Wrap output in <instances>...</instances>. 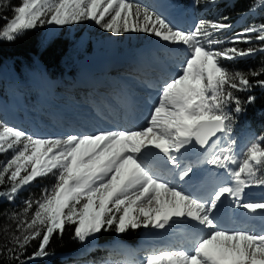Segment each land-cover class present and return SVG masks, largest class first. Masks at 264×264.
<instances>
[{
    "label": "snow or ice",
    "instance_id": "obj_1",
    "mask_svg": "<svg viewBox=\"0 0 264 264\" xmlns=\"http://www.w3.org/2000/svg\"><path fill=\"white\" fill-rule=\"evenodd\" d=\"M201 3L211 8L217 0H194ZM4 8L12 15L0 11V41L12 42L38 26L91 21L114 37L144 34L182 47L184 54L174 72L148 84L155 95L141 113L142 123L129 119L94 132L40 137L0 122V155L11 153L0 161V198L11 204L34 181L54 177L39 196L25 199L22 209L6 213L15 231L0 245V257L9 264H33L53 255L48 251L53 237L68 231L85 246L80 255H87L99 247L102 232L120 237L129 230L177 226L191 229L186 242L148 252L139 264H264V227L227 228L219 216L227 201L264 221V198L245 199V189L264 188V133L239 152L231 138L236 116L245 111L235 93L264 89L259 79L264 67L244 72L222 63L264 52V23L236 31L220 16L200 18L183 30L138 0H20L17 5L0 0ZM260 8L264 0L249 12ZM254 41L257 47L236 46ZM121 92L124 107L133 108L127 87ZM255 99L249 95L246 102ZM114 114L97 112L102 120ZM203 165L218 170L210 182L201 179ZM33 241L38 246L28 254ZM87 264L120 262L106 255Z\"/></svg>",
    "mask_w": 264,
    "mask_h": 264
},
{
    "label": "rangeland",
    "instance_id": "obj_2",
    "mask_svg": "<svg viewBox=\"0 0 264 264\" xmlns=\"http://www.w3.org/2000/svg\"><path fill=\"white\" fill-rule=\"evenodd\" d=\"M19 2L20 0H10L11 5H17ZM138 2L150 8H155L157 11H160L161 13L166 15L168 19V16H174L173 13H177L173 11L169 12V10L176 9L177 6L178 9H180V11L176 14V18H179L177 20H180L183 13V15L185 16L184 18H186V24L188 25V27H180V21L178 25L175 20H171V18L169 20L174 26L179 27L183 30L189 29L201 17L199 16L196 4H194V0H138ZM5 3H8V0H6ZM170 3L175 4L176 6L170 5ZM11 15L9 17H11ZM31 30L33 32H36V34L40 37L42 43L44 44L48 43L53 39H58L60 42L71 43L72 48L76 49L75 51H77L79 48H81L80 51H82L87 46L89 47L88 49H90L88 51L90 53L87 56L84 57V53H82L83 58H79V60H77V62L79 61L78 67L81 70L80 72H77L74 75V80L77 81L75 87H78H73V89L71 88L68 93H64L63 91L58 89L59 85H64V82H62L63 78L58 77L54 81L47 77L43 79L40 77L39 74H36V76L33 77V82H35L38 86H41L42 89H39V92L37 93L35 98V104L32 108H25L26 111H23L22 107L16 99L13 98L6 100L5 98L0 97V122L8 126H13L18 129H22L30 134L40 137H56L72 132H94L97 128L108 127V125L104 121L98 122V119L96 117L86 119V122L83 123V126L86 127V131H83V129L82 131H76L73 129V125L71 129L63 130L62 128L56 127V130H52L51 132H45L43 131V129H46L47 131V128L42 125L43 122L41 120H43V114L40 110V108L44 107V104H46V102H44L45 99H51L57 94H64L66 96L68 94L74 97L77 94L83 93L82 91L84 90V87L82 85V82L78 84L81 79L86 81V84L84 86L92 85L94 83L89 80L99 81L97 80V78H101L100 81L107 82V84L108 82L113 81L112 85H110V87H108L107 89L108 93L110 92L109 90L114 87V83H116V85H119L117 80L123 79L127 83L125 85L127 89L133 92V94H136L137 98H141L142 102H140L139 104L144 106L146 105L145 102L148 101L149 97L155 95V91L148 87L149 82H157L159 80V77L162 76L160 74L164 73L163 76H165L174 72L176 65L181 62L184 54L182 47L175 48L166 45L163 42L158 41L155 37L144 34H131L125 35L123 37H114L106 33L105 31H102L97 25H95L91 21H85L83 23L73 24L64 27H59L55 25H45L43 27L38 26ZM103 65H107L105 67V71L102 68ZM96 71H99L100 73H106L108 74V76L102 78L96 74ZM114 76L118 77V79L115 80ZM13 78H16L15 75H13ZM45 81L47 85H45ZM16 88L18 91L20 90V87ZM93 88L94 87H85V90H91ZM79 89L80 92L78 93ZM99 89H101L100 91L103 93V96L105 98L107 96V91H102V88L100 87ZM85 95H87L88 101L91 97H93V95ZM103 96H100V98H96V109L97 107H100L98 106V102L101 101L102 103V100H104ZM58 98L61 99L62 97ZM147 107L148 105L145 106L144 109L147 110ZM93 110L91 109L90 112H84L82 114L94 115L95 112ZM99 110H102V107ZM55 111H57V113L59 112L58 110ZM109 111L110 110L108 109V111L104 112ZM132 116V114L128 115L127 119H130ZM98 118L99 120H102L100 117ZM77 119L80 121H78L77 126H74L75 128H78V126L80 125V123L83 122L85 117L77 116ZM124 120L125 119L123 118L122 122L118 124H124L126 121ZM257 136L259 135L254 134L251 129L241 127L240 125H233V132L231 138L236 141L237 152H239L241 149H245L247 146H250L251 143L255 142V137ZM261 143L262 145H264V142ZM10 156V152L0 155L1 161L6 160ZM206 166L208 165L201 166V169L199 170L200 174L203 172V169L207 168ZM205 170H207L209 175V177L207 176L208 181L213 179L212 173L218 171L214 168H211L210 166H208V168ZM204 172L206 173V171ZM53 183L54 177L52 176L40 178L34 181L29 186L23 188L22 192L18 194L16 200L13 203L18 202L19 205H21L22 209L24 206L23 201L26 198H28L29 196H39L42 188L50 186ZM261 198H264V188L251 187L245 189V199L259 200ZM225 208V212L230 213V216L227 215V213H223L222 216H220L221 225L227 228H237L233 225V223V226L229 225L230 218L231 216L238 215L241 212L244 213L245 210H234L230 208L226 203ZM241 219H245L244 214H242ZM251 219L252 218L250 217L247 218L248 221H251ZM232 220L235 221L234 219ZM254 221H257V219H255ZM259 224L263 226L262 222H260ZM189 230L191 229L187 227L177 226H171L165 230L140 228L138 230L133 231L132 234L135 237L134 244L137 245L140 241H164V238L169 236L170 233L172 235L173 232H177L176 234H178V232L182 233L184 231L187 232ZM116 241H118L119 243L116 244V246L114 247H110V245H113V243ZM120 242L128 244L133 243L131 241L121 239H115L111 243L96 242L99 247H97L95 251L88 253L87 255H78L72 258L62 255L59 257V260H62L64 262L63 264H87L88 260H91L93 258L104 257L107 255L110 256L111 260L120 262V264H139V261L146 254L143 253V250L148 251L151 249V247H149V249H145L144 247L143 250H140L137 247L138 249L136 252V249L131 248V255H123L120 252Z\"/></svg>",
    "mask_w": 264,
    "mask_h": 264
},
{
    "label": "trees",
    "instance_id": "obj_3",
    "mask_svg": "<svg viewBox=\"0 0 264 264\" xmlns=\"http://www.w3.org/2000/svg\"><path fill=\"white\" fill-rule=\"evenodd\" d=\"M5 2L6 0H4ZM254 3H258V0H217L214 7L209 8L201 3L197 8L200 18L215 19L220 16H227L226 22L232 23L234 30L238 31L251 24L264 23V8L258 9L256 13L249 12L250 6ZM0 11L4 16L9 17L11 15L9 8ZM3 23L4 21L0 20V24ZM236 46L239 48L257 47L258 42L254 41L252 45L238 44ZM88 48L87 46L82 51H80L81 48L75 51L76 49L72 48L71 43L60 42L58 39H53L44 44L36 32L32 30L23 32L12 42L0 41V97L6 100L14 98L21 107L32 108L39 89H42L41 86L33 82V77L36 74H39L43 79L47 77L54 81L58 77L63 78L64 85H59L58 89L68 93L71 88L73 89L74 75L81 70L77 60L83 58L82 53H84V57L90 53ZM222 63L231 70L247 72L249 69H259L264 67V52L242 60L223 61ZM96 74L102 78L108 76L99 71H96ZM13 75L16 78H13ZM259 79H264V76L259 77ZM45 85H47L46 81ZM16 87H20V90L18 91ZM235 94L240 97L245 111L236 116L234 124L251 129L256 135L264 133V89L257 87L251 92H237ZM249 95L256 97L251 104L246 102ZM20 209L21 205L18 202L10 204L6 198H0V245H4L8 234L15 231V224L7 218L6 213ZM6 228L8 232L5 231ZM132 232L129 230L120 237H116L114 232H102L96 238V242L111 243L115 239L135 242ZM91 244L92 241H89L88 246ZM37 246L38 241H33L28 247L27 253L30 254ZM84 247V245L74 241L70 231H68L62 238L53 237L48 247V251L54 253L53 255L36 260L33 264H63L64 262L59 260L60 256L65 255L69 258L78 256ZM0 261L2 264H9L3 257H0ZM12 264L15 262L13 261Z\"/></svg>",
    "mask_w": 264,
    "mask_h": 264
},
{
    "label": "bare ground",
    "instance_id": "obj_4",
    "mask_svg": "<svg viewBox=\"0 0 264 264\" xmlns=\"http://www.w3.org/2000/svg\"><path fill=\"white\" fill-rule=\"evenodd\" d=\"M170 5L176 6L175 4H171V3H170ZM159 10H160V7H159ZM171 11L178 13L180 11V9H178V7L176 6V9H170L169 10V12H171ZM177 13H173L174 16H172V15L168 16L169 19L171 18V20H175V22H177L178 25H179V21H180V24H181L180 27H182V26L188 27V25L186 24V18H184L185 16L183 15V13L181 12L182 17L180 18L179 21L177 20L179 18H176ZM106 66L107 65H105V66L103 65L102 68L105 70ZM160 75H162L161 77H163L164 73L160 74ZM161 77H159V79ZM114 78H115V80L118 79V77H116V76H114ZM100 79L101 78H97V80H99V81L89 80V81H92L94 83L92 85H87V86H84L86 84V81H84L83 79H81L80 82L78 81L79 82L78 84H80L82 82L84 90L81 89V90H83L82 91L83 93H81V94L76 93L77 95H75L74 97L70 96L68 94H67V96L64 94L63 95L57 94L51 99H48V98L45 99V101H44V102H46V104H44L45 106L41 107L42 109L40 108L41 113L43 114V120H41L43 122L42 125H44L47 128V131H46V129H43V131L51 132L52 130H56V127L62 128L63 130L71 129V127L73 125L77 126L78 121H80L77 119V116H80V117L84 116L85 119L83 120L82 123H80L78 128L77 127L75 128L73 126V129L76 131H82V129H83V131H86V127L83 126V123L86 122V119H91V118H96V117L98 119V122L104 121L108 126H110V125L116 126V125H118V123L122 122L123 118L126 121H128L129 119H127V116L132 114V115L139 117V119L137 121L138 123H142L143 122V116L141 113L146 111L144 109V107L148 105L147 102H145L146 105H144V106L140 105L139 103L142 102V99L137 98L136 94H133V92L128 90V92L133 96L134 100L136 101V104L131 109L126 108V107H124V101H123V96H122L121 90L123 88H125V85L127 83L123 79L117 80L119 85H116V83H114L115 84L114 87H112V89H110L109 90L110 92L108 93L107 89H108V87H110V85H112L113 81L108 82V84H107V82H104V81L102 82V81H100ZM148 80H149V78H148ZM76 83H77V81L74 80L73 87H75ZM149 83L155 84L156 81H150ZM77 87L78 86H76L75 88H77ZM85 87H94V88L91 90H85ZM99 87L102 88V91H107L106 92L107 96L105 98L103 96V93L100 91L101 89H99ZM79 92H80V89L78 90V93ZM85 94L93 95V97H91L90 100L88 101V97ZM94 95H95V97H94ZM100 96H103L104 100H102V103H101V101L98 102V106H100V107H97V109H96L95 101L97 100L96 98H100ZM58 97H62V98L59 99ZM137 102H138V104H137ZM101 107H102V110H99V109H101ZM91 109L92 110L96 109V110H93L95 112L94 115H86V114L83 115L82 114L84 112L85 113L90 112ZM108 109L114 111V113H115L114 116H111L109 120H99V118H98L99 116L97 115V112L99 111V112L104 113L105 115H108L109 112H104V111H108ZM55 110H58L59 112L57 113V111H55ZM59 121H61V122H59ZM9 124H10V122H9ZM48 129H51V130H48ZM206 167L208 168V166H206ZM207 168H205V169H207ZM205 169L202 170L203 172L200 174V176H201L202 180L208 181L209 175H208L207 170H205ZM204 171H206V173ZM225 203L228 204L227 201ZM225 210L226 209L223 206L221 209V212L219 213V216H222L223 213H227V215L230 216V213L225 212ZM242 214H244L245 219H241ZM233 217H236V218H233ZM221 218H223V217H221ZM247 218H248V216H246L245 212L244 213L241 212L238 215L231 216L229 225H232V223H233V225L237 228L248 227L249 229H255V230H259L261 227H264V221H261L259 218L250 217V218H252L251 221L250 220L248 221ZM232 219H234L235 221H233ZM255 219H257L258 222L254 221ZM260 222H262L263 226H261L259 224ZM176 233L177 232H173L172 235L170 233L169 236L164 238L165 239L164 241H159V240L149 241V242L140 241L137 245L134 244L135 242L130 243V244L120 242V244H121L120 245V249H121L120 252L123 255H131V252H132L131 248L136 249V252H137L138 248L140 250H143L144 247H145V249H149V247H151V249L148 251L143 250V253H148V252H152V251H159V250L166 249L169 247L178 246V245L186 242V240L190 236L191 230H189L187 232L184 231L182 233L178 232V234H176Z\"/></svg>",
    "mask_w": 264,
    "mask_h": 264
},
{
    "label": "water",
    "instance_id": "obj_5",
    "mask_svg": "<svg viewBox=\"0 0 264 264\" xmlns=\"http://www.w3.org/2000/svg\"><path fill=\"white\" fill-rule=\"evenodd\" d=\"M219 135V134H218Z\"/></svg>",
    "mask_w": 264,
    "mask_h": 264
}]
</instances>
